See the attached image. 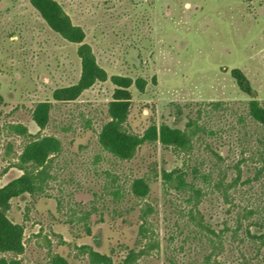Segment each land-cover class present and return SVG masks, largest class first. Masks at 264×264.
<instances>
[{
	"label": "rangeland",
	"instance_id": "374dc122",
	"mask_svg": "<svg viewBox=\"0 0 264 264\" xmlns=\"http://www.w3.org/2000/svg\"><path fill=\"white\" fill-rule=\"evenodd\" d=\"M56 1L85 32L107 78L74 100H55V89L79 78L77 44L53 31L29 0H0V186L21 174L15 163L28 139L10 125L55 136L61 145L44 191L10 199L8 217L23 226L24 251L7 257L20 264H54L56 256L65 264H89L79 248L89 245L118 261L135 245L140 222L130 184L146 176L159 248L140 264L201 258L206 248L187 237L181 196L162 185L160 170L175 167L188 171V181L196 170L205 190L200 208L215 228L244 208L256 209L251 218L264 221V127L249 112L250 100L264 106V0ZM234 69L248 80L249 93ZM112 75L146 81L143 91L129 87V131L198 121L201 130L186 154L159 142L144 143L130 160L103 149L97 134L108 119ZM45 101L48 122L39 128L32 112ZM237 166L240 179L228 204L211 183L220 176L231 180ZM241 248L254 264H264V246L257 251L247 241ZM238 254L236 247L234 254L227 249L224 258L231 262Z\"/></svg>",
	"mask_w": 264,
	"mask_h": 264
},
{
	"label": "trees",
	"instance_id": "16d2710c",
	"mask_svg": "<svg viewBox=\"0 0 264 264\" xmlns=\"http://www.w3.org/2000/svg\"><path fill=\"white\" fill-rule=\"evenodd\" d=\"M29 2L53 31L63 39L77 44V56L80 60L79 78L74 84L55 89L53 98L59 101L74 100L96 81L105 80L107 78L105 70L97 63L91 46L84 41L85 32L72 22L64 8L56 0H29ZM232 74L239 87L249 93V82L240 70L234 69ZM110 80L115 88L107 106L108 119L97 134L98 142L103 149L119 160H130L141 145L152 142H159L174 151L185 154L188 152L192 140L201 130L196 119L189 118L184 128L170 126L164 122L157 125L153 122L142 134L131 132L125 125L131 106L129 87L134 84L139 91H143L146 81L143 78L132 80L128 76L119 75H112ZM50 106L46 101L36 104L32 118L39 128L46 126ZM249 112L253 119L264 127V106L256 100H250ZM9 128L23 137L27 136L28 139L22 145L15 163L21 174L0 186V264H20L17 258L7 257V255H20L24 251L23 226L14 223L8 217L10 199L25 193L35 195L44 191L51 177L48 165L52 157L60 151L61 145L60 140L55 136L29 134L22 124L10 125ZM195 173L194 169L193 177L188 181V171L182 167L160 170L164 189L177 192L185 204L187 237L204 243L206 248L201 258H195L187 264H254L241 246L247 241L254 243L257 251L259 247L264 246L262 231L264 221L251 218L256 209L244 208L236 211L231 220H225L222 226L215 228L205 218L200 208L205 190L195 181ZM239 179L240 168L237 166L235 177L226 180L224 176H220L211 183V186L220 193L225 203L233 204L230 189L237 187ZM150 183V178L140 176L134 178L130 184L132 195L140 203V222L135 245L126 247L118 261H115L111 254L100 252L89 245H81L79 248L87 253L89 264H140L141 260L152 255L159 248V241L150 219L153 206L146 201L150 193ZM235 247L240 254L230 262L224 258V255L227 249L234 254ZM256 256L258 257V254ZM54 264H65V260L56 256Z\"/></svg>",
	"mask_w": 264,
	"mask_h": 264
}]
</instances>
